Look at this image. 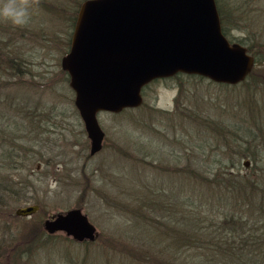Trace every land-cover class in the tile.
Segmentation results:
<instances>
[{
	"label": "rangeland",
	"instance_id": "374dc122",
	"mask_svg": "<svg viewBox=\"0 0 264 264\" xmlns=\"http://www.w3.org/2000/svg\"><path fill=\"white\" fill-rule=\"evenodd\" d=\"M81 1L19 0L30 9L26 25L0 18V49L12 51L24 62L18 73L14 66H7L15 63L14 56L0 57V197L4 203L0 206V264L166 263L170 254H161L163 248L150 263L127 257L134 254L131 249L144 246L134 235L141 233L135 222L138 217L133 215L137 195L154 184L167 187L168 194L187 192V177L175 172L188 162L200 176L212 177L223 165L221 158L227 157L224 151L236 145L233 134L219 126L224 121L244 125L245 117L252 115L247 114L245 101L252 96L258 102L252 112L260 114L264 130V85H227L187 73L158 78L143 88L140 106L98 113L105 138L102 148L91 154L75 91L62 66L70 49L74 11ZM219 2L225 11L228 6L254 8L247 16L264 6V0ZM244 11L228 13L232 26L228 38L234 42L246 34L248 38V33L253 37L252 31H246V22L234 23ZM261 71L260 77L264 67ZM238 142L242 145L246 140ZM16 144L29 161L14 168L6 153ZM245 160L250 161L248 166ZM238 164L233 171L246 174L253 171L255 161L243 156ZM7 186L13 192L5 190ZM33 204L40 206L34 214L15 213L18 207ZM71 208H81L96 225L94 241L81 242L64 231L45 229L51 214ZM154 216L143 212L139 218L152 223ZM166 244L168 239L163 238Z\"/></svg>",
	"mask_w": 264,
	"mask_h": 264
},
{
	"label": "water",
	"instance_id": "95a60500",
	"mask_svg": "<svg viewBox=\"0 0 264 264\" xmlns=\"http://www.w3.org/2000/svg\"><path fill=\"white\" fill-rule=\"evenodd\" d=\"M255 63L246 45L231 42L224 33L216 0H84L62 58L91 154L105 138L98 113L140 106L143 87L153 79L183 72L237 84ZM39 208L27 205L15 212L29 216ZM44 227L81 242L98 235L81 208L51 214Z\"/></svg>",
	"mask_w": 264,
	"mask_h": 264
},
{
	"label": "trees",
	"instance_id": "16d2710c",
	"mask_svg": "<svg viewBox=\"0 0 264 264\" xmlns=\"http://www.w3.org/2000/svg\"><path fill=\"white\" fill-rule=\"evenodd\" d=\"M217 4L222 28L228 37L231 36L229 30L232 28L228 15L235 13V10H246L235 17L234 23L236 25L240 21L246 22V31H252L253 37L248 33V38L246 34L237 41L248 47L255 56L256 63L252 72L239 84L244 83L256 88L264 85V75L260 77L264 67V6L247 16L246 13L250 14L254 8L249 11L242 6L235 9L228 6L227 12L219 0ZM77 6L72 26H75L77 19L79 10ZM244 13L245 19L242 17ZM231 17L233 20L234 15ZM234 29L242 31L238 26ZM230 40L233 41L232 38ZM67 44H71V39ZM1 54H4V58L5 54L14 56L15 63L11 62L10 57L11 63L7 66H14L18 73L21 71L19 64L24 65V62L19 56L16 57L12 51L3 52V49H0V57ZM180 74L182 73L170 78ZM187 75L204 79L200 75ZM245 102L248 107L247 114L252 115L250 118L245 117L244 125L224 121L223 125L219 126L222 131L226 130L233 134V142L236 145L229 146L224 151L227 157L221 158L220 162L223 165L214 171L212 177L200 176L188 162V165L176 169L178 173L175 172L176 176L187 177V192L182 189L176 195L168 194L165 192L167 187L163 189L154 184V187L149 185L143 194L137 195L135 204L137 213L133 215L138 217L135 222L139 223L141 233L134 235L142 239L139 241L144 246L141 249H131L134 254L129 251L127 256L129 259L133 261L140 259L150 263L151 258L157 257L163 248L161 254L170 255L169 260L161 264H264V130L258 120L260 114L254 115L252 112L258 102L254 101L253 96L251 100ZM240 138L246 140L242 145L237 143ZM18 145H15L12 152L6 153L14 168L23 163L28 164L29 161ZM243 156L251 157L255 161V166L250 168L253 171L246 174L233 171L237 165L239 166V157ZM20 157L25 160L20 161ZM6 188L10 187L4 189ZM8 191L13 192V187ZM2 199L0 197V206L4 205ZM143 212L155 215L152 223H142L139 217ZM163 238L168 239V244L163 245ZM135 256L139 259H135Z\"/></svg>",
	"mask_w": 264,
	"mask_h": 264
},
{
	"label": "clouds",
	"instance_id": "9594fccd",
	"mask_svg": "<svg viewBox=\"0 0 264 264\" xmlns=\"http://www.w3.org/2000/svg\"><path fill=\"white\" fill-rule=\"evenodd\" d=\"M30 15L29 7L19 0H0V18L7 19L13 25H26Z\"/></svg>",
	"mask_w": 264,
	"mask_h": 264
}]
</instances>
